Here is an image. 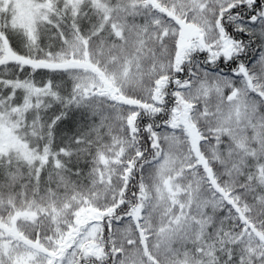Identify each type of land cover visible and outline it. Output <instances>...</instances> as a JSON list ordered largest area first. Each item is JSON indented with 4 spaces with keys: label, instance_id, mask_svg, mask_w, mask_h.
Here are the masks:
<instances>
[{
    "label": "trees",
    "instance_id": "trees-1",
    "mask_svg": "<svg viewBox=\"0 0 264 264\" xmlns=\"http://www.w3.org/2000/svg\"><path fill=\"white\" fill-rule=\"evenodd\" d=\"M78 1V8L63 9L51 0L25 40L0 23V69L8 62L30 67L21 78L0 76V120L11 132L29 125L24 138L16 136L26 153L0 151V228L48 255L49 264H64L70 247L61 243L67 245L78 211L91 208L98 237L77 247L71 264H177L169 248L175 215L207 214L210 221L195 219L190 228L212 234L219 226L232 248L250 238L244 264H264V148L242 147L221 130L225 102L239 88L264 129V0ZM155 10L199 34L179 44L180 34L147 18ZM205 28L214 32L209 39ZM78 49L80 64L101 76L105 89L79 91L75 74L65 76L79 67L69 55ZM64 53V63L48 59ZM40 71L55 104L7 102V88L32 83ZM193 80L216 86L223 101L215 93L189 100L182 90ZM114 84L124 89L120 97L103 92ZM86 92L101 97L96 115L75 102ZM168 142L169 153L180 154L173 164L162 163ZM110 152L116 161L104 172ZM247 165L255 173H244ZM158 206L147 223L145 215ZM0 264L7 261L0 257Z\"/></svg>",
    "mask_w": 264,
    "mask_h": 264
},
{
    "label": "rangeland",
    "instance_id": "rangeland-1",
    "mask_svg": "<svg viewBox=\"0 0 264 264\" xmlns=\"http://www.w3.org/2000/svg\"><path fill=\"white\" fill-rule=\"evenodd\" d=\"M51 0H0V23H5L6 33H10L18 40H25V36L35 35L36 28L39 23L43 22L46 17L48 10L50 11L49 4ZM57 5L63 6V9H72V7L78 8L80 2L78 0H53ZM2 4V5H1ZM52 20L55 21L57 25L65 27L63 22H60L54 16H49ZM147 18L152 19L155 23H161L160 26L163 28H169L172 32H177L180 34L179 44H187L189 39L198 35L199 31L196 26L191 23H186L180 19L173 20L170 18H165L163 12L155 10L150 12L147 15ZM65 31V30H64ZM68 41L76 42L77 37H72L73 34L67 30ZM204 34L207 39L211 38L214 32L209 28L204 29ZM41 38L43 35L41 34ZM7 40V39H6ZM219 38L213 40L212 43H217ZM2 52L0 51V56ZM70 56H74L78 61V68L76 70L66 69L65 76L74 78L77 88L79 91L95 89H105L101 81L102 77L95 76V74L90 69L83 68L81 65V60L83 57V52L79 49L75 52H69ZM14 57H17L14 55ZM19 58V57H17ZM10 60V58H8ZM48 59L59 61L64 63L67 60L66 53L55 55L51 54L48 56ZM16 67V68H15ZM67 67V66H64ZM29 66L21 65L20 63L14 65L12 62H8L5 68L0 69V76L3 77H13V73H18V76H22L29 73ZM44 71H40L37 74H34L31 82H24L22 84H15L13 88L9 91L7 88V102H10L11 105L15 108H19V104L22 102L23 105H27L29 102H43L48 100L49 103L55 104V99L51 97L48 91V83H43ZM108 90H103V92L111 97H120V94L123 93V88L121 86L108 85ZM83 88V89H82ZM81 89V90H80ZM183 93L189 100H194L196 98L206 97L210 93H215V95L223 101L221 91L216 88V86L209 84L205 81H195L193 80L190 85L183 88ZM83 93L84 96L77 98L75 102L81 107L90 108L91 112L96 115L101 110L98 101L101 97L98 94L88 95ZM247 93L245 89L239 88L236 92L232 93L225 102V108L223 109L222 116V125L221 130L227 133H231L238 141L241 143L242 147H247L248 149L252 148L253 150L264 148V129L261 125H258L255 122V107L254 104H250L247 101ZM2 97H0L1 99ZM2 100H0L1 102ZM21 103V105H22ZM122 102L116 101L114 104L115 108H118V111H121ZM124 107V106H122ZM126 108V107H125ZM123 108L122 110H125ZM129 109V108H128ZM38 110V108H36ZM27 117V116H26ZM103 123V122H101ZM92 128V127H91ZM29 129L27 124L24 128L22 127L19 130L11 132L9 123L4 120H0V151L3 154L8 152H22L26 153L28 151L27 145L24 141H20V138L23 137L26 130ZM27 132L25 133V136ZM166 139H171L173 134L172 132L167 131L166 135H163ZM195 139L197 138L194 135ZM198 136V134H197ZM24 138V137H23ZM194 140V139H193ZM1 145L3 147L1 148ZM193 149L196 154H198V145L193 143ZM241 150V149H240ZM113 155V160L109 159V164H103L104 172L112 171V164L116 161V152H110ZM172 156L179 157L180 154L174 152L169 153V142L166 146L165 153L163 155V162L166 164H173L174 159ZM181 161L182 157H181ZM242 169V168H241ZM242 171L248 175L255 173L253 167L245 166ZM167 182V181H166ZM162 183V181H161ZM110 186L109 188H111ZM154 207V205H153ZM156 209L160 210L159 206L153 208L152 212L148 211V214L145 215L147 218V223L152 221V215L156 214ZM188 210V205H187ZM91 208L85 210H79L77 213L76 223L74 224L72 231L67 234V245L61 243V246H69L70 249L67 250L68 258L64 264H71L72 259L71 253L79 247L81 244L88 242L90 240H95L98 237L99 225L98 222L92 216ZM184 213L175 215L176 218L171 222L175 228V232L169 235V240L172 241V244H169V248L177 261V264H220L222 259L228 258L226 264H244V259L241 256L246 248L247 244L251 243V239L248 238L244 242H241L237 247L232 248L227 239L224 238L222 234V229L218 226L217 229L211 234L205 232L204 229H199L191 227L193 220L195 224L197 221L203 222L206 221V218L202 215L201 218L190 214L189 217L185 218ZM209 220V219H208ZM132 219L130 220V222ZM210 221V220H209ZM10 223V222H9ZM132 227L123 228V232H126L129 229L131 231ZM189 228V235L186 236L184 230ZM72 235L75 237L72 239ZM176 236L179 237V243L185 244L186 248H181L177 245ZM190 236V238H189ZM66 237L63 238L62 242L66 240ZM232 238H229L228 241H231ZM27 242L14 238L12 235L7 234L0 228V257L7 261V264H49V256L42 254L36 249L35 246L29 245ZM70 244V245H69ZM242 245V246H240ZM180 250V251H179ZM241 259V260H239Z\"/></svg>",
    "mask_w": 264,
    "mask_h": 264
}]
</instances>
